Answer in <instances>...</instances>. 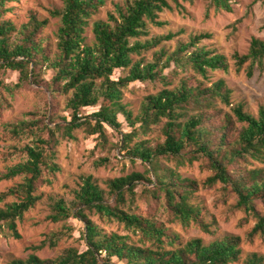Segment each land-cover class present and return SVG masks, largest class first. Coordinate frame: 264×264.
Listing matches in <instances>:
<instances>
[{
	"label": "trees",
	"instance_id": "1",
	"mask_svg": "<svg viewBox=\"0 0 264 264\" xmlns=\"http://www.w3.org/2000/svg\"><path fill=\"white\" fill-rule=\"evenodd\" d=\"M20 1L0 0V109L8 105L5 92L13 95L32 84L49 92L51 103L46 100L29 119L0 123L5 138L15 142L3 155L9 158L15 153L20 159L0 173V181L20 178L0 191V238L20 239L18 221L41 199L40 187L52 185L61 170L60 138L75 139L76 129L94 135L99 143L106 141V127L116 129L120 150L147 167L143 173L107 179L105 188L83 176L71 198L52 199L46 219L57 223L74 218L83 223V250L68 247L54 258L32 252L7 264H264V256L256 252L241 259L238 235L208 243L199 237L183 241L135 202L138 196L184 228L195 225L213 233L203 218V206L194 201L198 182L161 163L163 159L176 164L200 161L211 172L207 184L219 182L224 193L235 199L233 207L256 220L248 232L250 240L264 237V105L251 113L241 103L231 104L230 89L222 79L205 82L209 73L227 72L230 66L225 54L201 44L209 33L177 40L171 51L161 44L175 34H150L151 26L163 25L160 13L182 10V1L194 0L113 2L106 20L91 23L92 43L85 40V28L106 0H62V7L50 12L60 21L54 46L44 35L47 19L34 11L20 23L7 17L20 8ZM208 7L232 11L230 0H210ZM157 47L146 61L145 53ZM230 59L236 71L244 69L248 77L255 70L264 73V40L252 37L247 51L234 52ZM8 70L17 74L13 84L6 81ZM120 70L126 73L114 77ZM132 82L161 86L145 96L136 114L122 102L123 91ZM57 96L64 98L62 114L55 111ZM89 109L94 110L87 113ZM124 127L129 130L124 132ZM101 162L106 159L96 163ZM139 182L144 184L143 194L135 192ZM89 214L117 221L127 233L107 232ZM71 229L65 225L59 233L70 235ZM59 233L50 235L51 246ZM130 235L138 238L132 240ZM44 245L42 241L33 249Z\"/></svg>",
	"mask_w": 264,
	"mask_h": 264
},
{
	"label": "rangeland",
	"instance_id": "2",
	"mask_svg": "<svg viewBox=\"0 0 264 264\" xmlns=\"http://www.w3.org/2000/svg\"><path fill=\"white\" fill-rule=\"evenodd\" d=\"M117 1L120 0H106V4L100 8L99 12L91 17L84 33L87 43H92L94 39L91 23L97 19L106 20L107 12L112 9V3ZM230 1L232 4L231 12H216L214 8L208 7L210 0L182 1L184 7L182 10L174 8L160 13L159 19L163 21V25L151 26L150 34H175L173 39L164 41L161 44L168 51H171L177 40L185 41L190 35L209 33L210 37L203 39L201 44L213 47L218 52L225 54L229 58L230 66L227 72L209 73V79L205 82L210 84V82L222 79L230 89L231 104L241 103L245 110L255 114L258 106L264 105V73L255 70L253 75L248 77L244 69L238 72L230 56L234 52L245 53L252 37L264 40V0ZM19 5L20 8L16 9L13 14L9 13L7 17H11L17 23H20L26 19L29 11H34L41 19H47V25L43 30L44 35L54 46L55 33L60 21L58 17L52 16L50 12L54 9H60L62 0H21ZM207 11L208 18H206ZM157 49L159 47L145 53L146 61L151 59L152 52ZM133 58L136 59L137 56ZM125 73V70L117 71L114 77ZM16 80L17 74L8 70L6 81L13 84ZM160 87V84L132 82L123 91L122 102L136 114L145 96L156 92ZM42 88L32 84L31 88L20 90L13 95L5 92L4 96L8 105L2 106L0 109V123L29 119L32 117V113L41 111L46 100L50 104L49 92L43 91ZM221 106L229 111L228 106ZM63 107L64 98L57 96L55 98L56 114H62ZM94 109H89L87 113L92 112ZM119 118L122 120L121 116ZM128 130L127 127L123 129L124 132ZM156 132L157 129L151 133L153 137ZM104 134L106 137L104 143L97 142L96 137L88 135L84 129H76L74 131L76 138L73 140L60 138L57 148V162L60 164L61 170L57 173L52 185L40 187L41 199L24 214L22 220L18 221L20 239H14L10 236L0 238V264H7L13 258H26L32 252L40 258H54L68 247H76L79 250L85 248L81 238L84 231L83 223L74 218L57 223L46 219V216L51 212L52 199L58 197L71 198L72 189L78 188L83 176H91L101 188H105L107 179L134 171L143 173L147 167L139 159L130 160L129 157L125 156V151L120 150L119 138L121 135L119 131L106 127ZM27 141L25 139L23 143ZM14 143L5 138L0 127V173L5 171L7 165H12L20 160L15 153H12L9 158H5L3 155L10 150V145ZM101 159H106V162L97 165L96 162ZM161 163L175 167L182 177L198 182L199 190L194 195V201L203 206V218L212 225L211 230L213 233L204 232L195 225L184 228L179 222L168 220V216L156 209L154 204L149 207L138 196H135V202L142 211L171 227L183 241L199 237L205 243H208L225 235H238L241 238V259L253 252L264 256V237L256 235L250 240L248 235L256 220L253 217L245 218L243 211L233 207L235 199L224 193L219 182L212 185L207 184L206 179L211 175V172L203 166L202 162L176 164L173 160L163 159ZM19 180L18 177L12 180H1L0 191L5 190ZM143 186L142 182L137 183L135 192L143 194ZM89 216L107 232L127 233L123 225L117 221L102 220L98 214H89ZM65 225L72 228L70 235L59 233ZM53 233L59 234L56 237V244L51 246L48 239ZM130 236L132 240L138 238L137 236ZM42 241H45V245L34 250L33 247L40 245Z\"/></svg>",
	"mask_w": 264,
	"mask_h": 264
}]
</instances>
